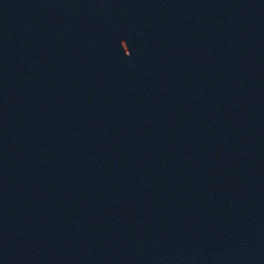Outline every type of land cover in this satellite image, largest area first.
I'll return each instance as SVG.
<instances>
[{
  "label": "water",
  "instance_id": "obj_1",
  "mask_svg": "<svg viewBox=\"0 0 264 264\" xmlns=\"http://www.w3.org/2000/svg\"><path fill=\"white\" fill-rule=\"evenodd\" d=\"M0 264H264V0H0Z\"/></svg>",
  "mask_w": 264,
  "mask_h": 264
}]
</instances>
